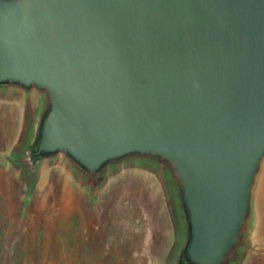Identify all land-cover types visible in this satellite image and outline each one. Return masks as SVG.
<instances>
[{
    "label": "water",
    "instance_id": "95a60500",
    "mask_svg": "<svg viewBox=\"0 0 264 264\" xmlns=\"http://www.w3.org/2000/svg\"><path fill=\"white\" fill-rule=\"evenodd\" d=\"M0 100L28 192L60 166L89 192L154 175L163 264H240L264 163V0H0Z\"/></svg>",
    "mask_w": 264,
    "mask_h": 264
},
{
    "label": "rangeland",
    "instance_id": "374dc122",
    "mask_svg": "<svg viewBox=\"0 0 264 264\" xmlns=\"http://www.w3.org/2000/svg\"><path fill=\"white\" fill-rule=\"evenodd\" d=\"M22 120V102L0 100V258L23 264H163L173 230L154 175L123 169L91 193L55 165L42 170L28 192L9 161ZM254 214L240 264H264V163Z\"/></svg>",
    "mask_w": 264,
    "mask_h": 264
},
{
    "label": "trees",
    "instance_id": "16d2710c",
    "mask_svg": "<svg viewBox=\"0 0 264 264\" xmlns=\"http://www.w3.org/2000/svg\"><path fill=\"white\" fill-rule=\"evenodd\" d=\"M23 260L21 259H12V260H7V259H3L0 258V264H23Z\"/></svg>",
    "mask_w": 264,
    "mask_h": 264
}]
</instances>
